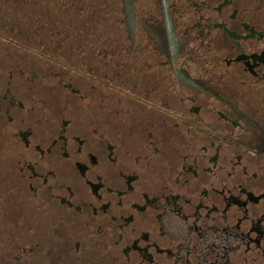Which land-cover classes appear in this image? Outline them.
Masks as SVG:
<instances>
[{
	"label": "flooded vegetation",
	"instance_id": "flooded-vegetation-1",
	"mask_svg": "<svg viewBox=\"0 0 264 264\" xmlns=\"http://www.w3.org/2000/svg\"><path fill=\"white\" fill-rule=\"evenodd\" d=\"M119 11L100 68L0 67V264H264V0Z\"/></svg>",
	"mask_w": 264,
	"mask_h": 264
},
{
	"label": "rangeland",
	"instance_id": "rangeland-1",
	"mask_svg": "<svg viewBox=\"0 0 264 264\" xmlns=\"http://www.w3.org/2000/svg\"><path fill=\"white\" fill-rule=\"evenodd\" d=\"M50 0H45V2H48ZM55 3H58V6L65 7L67 4H72V0H54ZM107 8L109 9V16L106 17L105 23H104V31H105V37H107L109 26L111 25V35L112 40L115 41V35L116 31H118L117 27H114V24L116 20L120 18V13H115L116 8L119 9L122 0H107ZM117 6V7H116ZM71 15V12H70ZM46 21L50 18L48 16L45 17ZM10 27H4V29L0 28V40L5 41L8 44L15 45V50L9 49L6 47L0 46V67L2 66H13V67H25L29 68V70H34L33 68L38 67V63L36 60H33L32 57L35 55L42 56L43 61L50 60L52 62H56L58 64H61L62 66L67 67H77L79 61L77 58L78 52L81 51V49L78 52H75L76 45L71 40V38L66 34V32L61 31L62 29L58 30L55 29L53 32L55 35L47 34L48 36L38 38V37H28V35H21L22 33L18 34V30L16 31L15 28H13L12 25H9ZM46 31V30H44ZM56 31H59L58 34H56ZM72 30H69V33L71 34ZM44 33V32H43ZM107 39V38H106ZM71 40V41H70ZM25 43V44H24ZM28 44V45H27ZM97 44V43H96ZM94 44V47L90 50L88 49V52H90V60H87V63L84 65V68L82 70H89L86 65L88 64V67L93 68H100L103 65V57H104V49L103 47L98 46ZM88 46V44H87ZM88 48V47H87ZM8 50V51H7ZM82 51H85L84 49ZM87 51V50H86ZM87 52V53H88ZM33 55V56H32ZM36 58H38L36 56ZM68 64V65H67ZM46 84L52 83V81L45 80ZM44 93V90L41 92ZM41 99H44V97H39ZM95 98V97H94ZM53 99H56L53 98ZM93 101V102H92ZM95 101L91 100L87 103V111L88 114L94 118L101 117L102 114L100 110L95 106ZM12 149H8L5 151L4 154H0V217L5 215H16L18 211L22 210L19 205L21 203H25L27 205V208L30 209L31 207H35L34 209L40 208V204L37 201H34L32 199H26L25 195L23 193H20L16 195L17 201H9L8 203H2L1 201H4L1 197H4L6 195H11L10 190L14 188L15 183H12L8 188L5 189L8 190L7 194L5 190H3L4 185L7 184V179L9 180V177H7V159L10 154V151ZM8 153V154H7ZM11 155V154H10ZM11 172L17 173L19 170H17V167H11ZM6 180V181H5ZM20 198V201H18ZM26 199V200H25ZM22 206V205H21ZM3 229H10L9 224H3L1 225Z\"/></svg>",
	"mask_w": 264,
	"mask_h": 264
},
{
	"label": "trees",
	"instance_id": "trees-1",
	"mask_svg": "<svg viewBox=\"0 0 264 264\" xmlns=\"http://www.w3.org/2000/svg\"><path fill=\"white\" fill-rule=\"evenodd\" d=\"M107 4V0H72V4L60 7L54 0H0V28L12 25L18 34L45 39L47 34L55 35V29H62L76 45L75 52L81 49L77 54V68L83 69L90 60L88 49L91 50L96 43L106 49L104 23L109 16ZM115 13H120L118 8ZM46 16L50 18L47 21ZM69 30H72L71 34ZM86 67L90 69L91 66L87 64Z\"/></svg>",
	"mask_w": 264,
	"mask_h": 264
}]
</instances>
